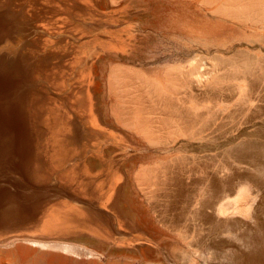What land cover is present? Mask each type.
Instances as JSON below:
<instances>
[{
  "label": "bare ground",
  "instance_id": "1",
  "mask_svg": "<svg viewBox=\"0 0 264 264\" xmlns=\"http://www.w3.org/2000/svg\"><path fill=\"white\" fill-rule=\"evenodd\" d=\"M107 1L110 12L104 0H0V234L39 232L47 224V231L63 232L68 225L65 232L108 245L117 235L134 251L145 244L140 240H151L115 208L120 189L127 198L142 195L164 206L153 210L168 230L162 264H264V0H163L178 7L165 18L176 49L194 55L188 64L151 66L123 61L146 57L143 45L157 31L118 24L154 18V3L129 0L117 17L112 7L123 0ZM17 4L27 14L11 8ZM19 18L43 22L38 27L47 35L40 33L37 43L60 58L55 71L35 73L24 42L14 46ZM102 54L110 103L91 91L92 65ZM46 84L74 90L60 102ZM42 102L55 107L49 154L41 140ZM120 149L126 158L153 159L133 183L120 173L123 159L114 157ZM52 195L59 209L36 219L35 205ZM19 242L44 250L79 247L27 233L0 238L1 247Z\"/></svg>",
  "mask_w": 264,
  "mask_h": 264
},
{
  "label": "rangeland",
  "instance_id": "2",
  "mask_svg": "<svg viewBox=\"0 0 264 264\" xmlns=\"http://www.w3.org/2000/svg\"><path fill=\"white\" fill-rule=\"evenodd\" d=\"M128 1L129 0H123L119 6L112 7L113 9H115V11L111 12V14L117 17L121 15V13L125 11L126 4L128 3ZM151 1L152 3H154L153 9L151 10V14L154 16V18L149 17L146 19H141L139 18V16H133L132 20H129V21L126 20L118 24V26L131 24L133 29L136 28V30L141 33L157 31V34L149 38L147 41V44L144 43L143 45L144 49L142 52L146 55V57L144 58L139 57L137 58L139 60L132 59V60L123 61V62H127L125 63L126 65H137V63L143 64L144 62L145 66H151L153 64H159V63L166 64L168 62H170L171 65H175V64L177 65L179 63L188 64L194 54L191 51L185 52L183 54H180L178 52L179 49H176L177 42L175 38L171 36L173 34V31L168 30L167 28L169 27H167L165 23V18L167 17L168 13L171 12L172 10L177 9L178 7H176L173 4V2H168V1H163V0L162 1L151 0ZM20 5L21 4L19 5L17 4V7H11V8L15 10L23 9V13L25 12V14H27L26 12L27 8H25L23 5L22 6ZM193 7L194 5H191L190 8H193ZM110 8H111L110 3L107 0H104L103 9H105V11L107 12H110L111 11ZM52 17L54 18V16ZM52 17H48V18L52 19ZM42 24L43 22L41 21L33 22L29 19L19 18L17 22L18 31L16 30L17 33L15 32V40H14V46L15 45L18 46L20 44L23 45L22 43L24 42L25 51L31 53V56H32L31 59L33 62L31 63L33 65V70L36 71L35 73L37 74L39 73V75L47 74L48 70L55 71L52 69V67L56 65L60 59L59 57H53L52 55L53 53L52 54L47 53V50L51 46L44 48V46H41L37 43L38 37H40V33L47 35L46 31H41V29L38 27L40 25L42 27L45 26V25L43 26ZM45 24L50 26L56 23L53 22V23H49V24L45 23ZM48 29L52 30L53 32H56L54 28H48ZM54 35L59 40L57 33L52 34L51 37H53ZM61 54H63V52ZM105 58H106V55L102 54L101 56L97 57V59L94 61L92 65L91 76L94 80V83H93L91 91L94 97H100L101 95H103L104 101L107 103H110L111 99L108 96L107 92H105L108 71L100 63V60L105 59ZM40 59H44V62L40 63ZM112 60H113V63L119 62V60L117 59H112ZM64 63H67V61H64ZM146 63L148 64L146 65ZM50 80H51L50 81V84H51L52 81H54L55 79H50ZM44 84H45V81L44 83H42V86H44ZM50 84H46L45 88L47 89V91L50 92V95L58 99L66 98L65 96L72 94L74 90V88H72V85H69V87L65 90V89H59L58 86L57 88H54L53 86L57 85V83H55L53 86ZM62 88H65V84ZM56 102H58V100ZM48 104L46 102H42L41 104L42 108L44 106L45 110L43 112V109H42V111L40 112V121H41L40 128H41V136H42L41 140H42V143H44L43 146H44V151L46 153L48 151L46 143L48 142V147L50 148L51 144H49V142L52 140V136H54V133H55L54 131L55 127L54 125H52V122H53V119L56 117L54 116V113H53L54 106H52V104L51 105L49 104L52 110L51 109L47 110V108L49 109ZM56 114L57 116L59 115L57 112ZM65 114L66 112L64 113V115ZM98 114L105 125L112 123L111 118H106V119L103 118V116L106 114L105 110H100ZM108 115H109V112H108ZM136 151H138V149H136ZM136 151L135 152L133 151V153H136ZM116 154L114 156L116 159L118 158L123 159V162L120 163L119 169H120V173L123 172L122 174L124 175V179L126 181L128 179L129 183H133V177L135 176L139 167L142 164L146 165V164L153 163V159H150V157H148L149 153H147L146 155L142 157L136 156L133 159L126 158L125 155L127 156L129 155L126 152H123V149H120V151L118 150ZM31 171L33 175L37 173L35 168H32ZM56 179L59 180L58 178H52L51 183L55 184ZM33 182L37 183L39 182V179L34 178ZM123 192L124 190L118 189L115 193L116 198L114 199V201H112V203L115 204V208L118 211L122 213L125 212L128 215V219H129L128 221L130 222V224L133 226L134 229L139 230L137 233L147 234L151 242L148 240L142 239L140 241L145 242V244L139 245L137 249L132 251L130 249H127L126 248L127 246L121 245L122 237H119L117 235L112 236L111 245H108V244H105V242L103 243L95 238L90 237L88 234H85V232L76 233L74 231L70 233L68 232V230L67 232H65L66 229H68V225L66 226V228L65 227L62 228L63 232L61 231L58 232L59 230L56 231L55 233L49 232V230L47 231L46 229H47V226H51V224H47L46 226L44 225L43 229L39 232L33 231L32 229L31 231L18 230L16 232L12 231L13 233L0 234V238L7 237L10 234H14V233H17V234L27 233L29 237L36 236V238H39V239H49L50 238V239L66 240L68 242L76 244L80 248L76 247L75 249L69 252L63 251L58 248H54V250L53 248L44 250V249H40L38 246H35L33 244L31 245V243L29 242H26V243L19 242V244L16 243L13 247H1L0 246V264H97V263L98 264H149V263L150 264H155V263L162 264L164 261V258L160 256L159 250H164L165 247L167 246V243L164 242L163 239L165 238V236L168 235V230L162 225V223H160L158 219L159 217L157 216L156 212H154L153 210H157L156 208L158 207V210L162 209L163 211L164 206L160 208L161 203H156L155 205L154 204L151 205L147 201L146 202L144 201V197L142 195L137 196V197L127 198L126 194H123ZM159 193L162 194L161 191H159ZM58 204H59V200L54 195L50 196L46 200L39 201L37 205H35L36 206L35 210L37 213L36 219L41 218L44 214L47 215V213L48 214L54 213L52 212V210L54 209L58 210L60 207ZM78 205L84 206V204H80V203ZM72 207L75 208L74 205H72ZM100 207L104 210H107V211L109 210L106 206L101 205ZM35 220L27 223L26 227L33 225L35 223ZM121 220L125 222V219H123V217H121ZM51 221L52 220H50L48 223H50ZM52 226H55V225H52ZM87 232L88 231H86V233ZM126 232H128L129 234H133L132 231L130 232L126 231ZM124 240L128 242L127 239H124ZM159 242L161 246L158 247L155 244ZM91 250L94 251L95 253H99L102 256L99 257L98 256L99 254H95V255L90 254V252L88 251H91Z\"/></svg>",
  "mask_w": 264,
  "mask_h": 264
}]
</instances>
